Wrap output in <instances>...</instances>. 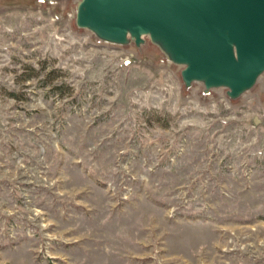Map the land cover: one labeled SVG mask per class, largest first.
<instances>
[{
  "label": "rangeland",
  "instance_id": "rangeland-1",
  "mask_svg": "<svg viewBox=\"0 0 264 264\" xmlns=\"http://www.w3.org/2000/svg\"><path fill=\"white\" fill-rule=\"evenodd\" d=\"M69 12L0 0V264H264L261 84L184 95Z\"/></svg>",
  "mask_w": 264,
  "mask_h": 264
},
{
  "label": "water",
  "instance_id": "water-1",
  "mask_svg": "<svg viewBox=\"0 0 264 264\" xmlns=\"http://www.w3.org/2000/svg\"><path fill=\"white\" fill-rule=\"evenodd\" d=\"M72 12L95 45L148 52L178 70L181 90L237 103L261 84L264 0H27Z\"/></svg>",
  "mask_w": 264,
  "mask_h": 264
},
{
  "label": "built area",
  "instance_id": "built-area-1",
  "mask_svg": "<svg viewBox=\"0 0 264 264\" xmlns=\"http://www.w3.org/2000/svg\"><path fill=\"white\" fill-rule=\"evenodd\" d=\"M70 13V16H72V12H69ZM82 33H84V32H82ZM91 37V36H90ZM94 45H95V43H93Z\"/></svg>",
  "mask_w": 264,
  "mask_h": 264
}]
</instances>
